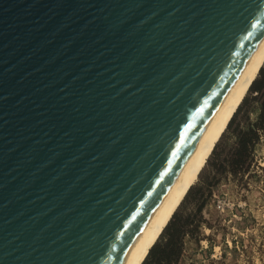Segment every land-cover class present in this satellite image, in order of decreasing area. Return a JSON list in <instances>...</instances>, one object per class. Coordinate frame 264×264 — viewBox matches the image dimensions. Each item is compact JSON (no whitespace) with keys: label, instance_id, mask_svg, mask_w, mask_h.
<instances>
[{"label":"water","instance_id":"water-1","mask_svg":"<svg viewBox=\"0 0 264 264\" xmlns=\"http://www.w3.org/2000/svg\"><path fill=\"white\" fill-rule=\"evenodd\" d=\"M263 37L264 0H0V264H123Z\"/></svg>","mask_w":264,"mask_h":264},{"label":"rangeland","instance_id":"rangeland-1","mask_svg":"<svg viewBox=\"0 0 264 264\" xmlns=\"http://www.w3.org/2000/svg\"><path fill=\"white\" fill-rule=\"evenodd\" d=\"M255 81L264 82V66ZM263 101L264 87L260 95L249 90L174 213L173 225L186 219L192 223L188 230L198 225L194 236L184 239L181 264H264V130L259 127ZM258 129L257 144L240 169L233 161L241 132L251 138ZM201 203L204 208L197 215ZM164 238L160 235L156 244Z\"/></svg>","mask_w":264,"mask_h":264},{"label":"bare ground","instance_id":"bare-ground-1","mask_svg":"<svg viewBox=\"0 0 264 264\" xmlns=\"http://www.w3.org/2000/svg\"><path fill=\"white\" fill-rule=\"evenodd\" d=\"M264 66V37L220 108L199 139L184 166L156 207L123 264H142L165 227L196 183L217 143Z\"/></svg>","mask_w":264,"mask_h":264},{"label":"trees","instance_id":"trees-1","mask_svg":"<svg viewBox=\"0 0 264 264\" xmlns=\"http://www.w3.org/2000/svg\"><path fill=\"white\" fill-rule=\"evenodd\" d=\"M263 87L264 82L257 84L256 81H254L250 87V90L256 93V95H260L263 92ZM259 119V127L261 130H264V101L261 104ZM257 131L251 132L253 133V137L251 138H249L245 132H241L242 134L239 137L238 142L239 147L236 151L237 158L233 161V164L238 165L240 169H243L248 163L247 161L253 152L255 144H257L259 129ZM203 208L204 204H199L196 208V214L200 215ZM174 217L175 216L172 217L161 234L165 235L164 242L162 244H154V246L149 250L148 255L142 264H181L182 258L184 256V239L186 237H193V232L195 229H198V225L192 228V230H188V226L192 225V223L187 221L188 219L179 224L176 223L173 225L172 220Z\"/></svg>","mask_w":264,"mask_h":264},{"label":"snow or ice","instance_id":"snow-or-ice-1","mask_svg":"<svg viewBox=\"0 0 264 264\" xmlns=\"http://www.w3.org/2000/svg\"><path fill=\"white\" fill-rule=\"evenodd\" d=\"M254 26V25H253Z\"/></svg>","mask_w":264,"mask_h":264}]
</instances>
